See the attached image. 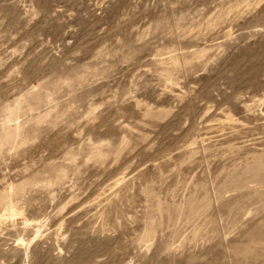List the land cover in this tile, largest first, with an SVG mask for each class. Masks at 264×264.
Listing matches in <instances>:
<instances>
[{
	"label": "rangeland",
	"instance_id": "1",
	"mask_svg": "<svg viewBox=\"0 0 264 264\" xmlns=\"http://www.w3.org/2000/svg\"><path fill=\"white\" fill-rule=\"evenodd\" d=\"M0 264H264V0H0Z\"/></svg>",
	"mask_w": 264,
	"mask_h": 264
}]
</instances>
